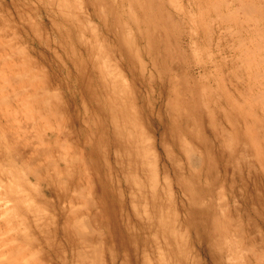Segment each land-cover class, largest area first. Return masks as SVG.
Masks as SVG:
<instances>
[{"label":"rangeland","instance_id":"obj_1","mask_svg":"<svg viewBox=\"0 0 264 264\" xmlns=\"http://www.w3.org/2000/svg\"><path fill=\"white\" fill-rule=\"evenodd\" d=\"M6 3L9 40H21L27 60L26 85L20 92L13 91L15 83L7 88L10 103L0 114V264H48L50 244L35 224L45 216L49 228L62 226L71 210L101 240L95 246L102 251L89 252L92 261L99 256L97 264H123L127 254L121 244L115 243L116 263L105 257L106 212L95 214L102 210L95 204L100 206L104 192L120 189L116 154L107 142L102 147L112 152L110 172L102 156H90L86 142L93 138L103 146L104 126L113 119H119L128 141L124 113L133 110L148 134L158 136L160 183L167 189L163 176L169 177L173 199L183 207L179 226L187 237L189 264H264V0ZM185 139L190 152L173 151L182 163H172L161 145L171 148ZM118 152L127 165V154ZM139 174L130 176L143 174L144 191L152 192L143 177L151 173ZM107 175L114 185L112 179L100 182ZM30 228L40 241L24 235ZM58 230L55 264L72 256L71 242ZM133 252L130 247L128 264Z\"/></svg>","mask_w":264,"mask_h":264},{"label":"bare ground","instance_id":"obj_2","mask_svg":"<svg viewBox=\"0 0 264 264\" xmlns=\"http://www.w3.org/2000/svg\"><path fill=\"white\" fill-rule=\"evenodd\" d=\"M53 5H54V3H53ZM6 6H7L6 0H0V114H3V113L6 114V112L2 111V109L4 107L6 108V106L8 107V105L10 103V100H9V98H10L9 93L10 92L9 93L7 92V88L12 87V85L15 83L16 88H14L13 91L14 92H16V91L20 92L19 88L22 89L26 85V83L24 82L25 81L24 76H26L25 64H26L27 57L24 55V51L20 50L19 43L21 42V40L19 38L17 40L13 39L14 41H10L12 38L10 39L11 35L10 36L8 35L9 29H8L7 23L9 21L7 19H5L4 15H3V13L9 12V11H7L8 8ZM15 7H17V6H15ZM214 7L217 8L218 6L214 5ZM247 8H248V6H247ZM53 9H54V7H53ZM8 10H10V9H8ZM17 10H18V8H17ZM250 10H253V9H250ZM14 11H16V10H14ZM20 11H21V9H20ZM239 11H241V10H239ZM10 14H11V12H10ZM21 14H24V12ZM16 15H17V13H16ZM25 16H27V15H25ZM30 19L32 20V17H30ZM28 20L29 19H27V22H28ZM19 22H22V20ZM33 23L34 22H32V24ZM34 24H37V23H34ZM36 28H38V27H36ZM14 30L15 29L13 28V30L11 32H13ZM38 32H39V30H38ZM15 36L17 38V34H15ZM22 47H23V45H22ZM104 61H106V63L109 62L108 60H104ZM108 64H110V63H108ZM106 66H107V68H109L111 65L110 66L106 65ZM97 68L95 70L98 73H100L101 71ZM102 70L104 73L106 72V70L104 68ZM86 72H88V71H86ZM84 74H85V71H84ZM94 74H95V72H94ZM101 74H103V73H101ZM143 74H145V73H143ZM104 77H106V76H104ZM41 78H42V76H41ZM105 79L109 80L110 78L108 79L106 77ZM114 82H115V80H114ZM114 85H115V87H117L116 83H114ZM115 87H113V88L115 89ZM108 91H109V89H108ZM96 98H97V95H94L93 96L94 101L96 100ZM113 98H114V96H113ZM109 99H108V102L110 103ZM112 102H114V101H112ZM130 103L132 104V102H130ZM118 104H120V102H118ZM123 104H124V102H122V105ZM133 104H134V102H133ZM113 105L114 104L111 103V106H113ZM125 105H124V108L129 107L128 109H130V110H133L134 108H136L135 105H134V107H133V105L125 107ZM112 108L113 107H111V110H112ZM124 108H123V106L120 109L117 108V112H118V110H120V112H121ZM114 110L115 109H113L112 111H114ZM114 112H113V114H114ZM123 112H125V110ZM137 113H138L137 110H133L129 114H127L126 112L124 113L125 115L129 116V118H128V116H126V117L128 118V121L130 123L129 127L131 128L129 130L131 134L129 136H127L129 138L128 141H127V139L125 140L124 137L122 136V133L120 131L121 128L119 127L120 125L118 124L119 119H117V120L113 119V121H109L112 123H110L109 125L107 124L108 127H106V125L105 126L103 125L106 128L105 132H103V135H102V138H104V142H103L104 145L103 146H101L102 145V144H100L101 142L95 141V139H93V138H90V140H88L86 142L87 145L90 144L89 145V147L91 149L90 156H92V155H95L96 157L102 156L103 160H105V169L106 168L109 169L110 172L112 169V165H111L112 161L110 159V154L112 153L111 149H113L114 154H116V155H114L115 167L117 168V170L122 175V176H118L119 177V179H118L119 185L117 187L120 189L116 190V188L114 189V186L111 189H107L104 192L102 199L100 200V204H99L100 206L95 204L96 207L102 208V210H96V213H95L96 215L101 216L104 211L106 212L105 223H106V226L108 227L109 232H108V235L106 237H103L104 239L102 240V242L105 245H107V248H108L106 250L105 257H107V258L114 257L115 243H118L119 245L121 244L124 246V249H125L126 254H127V255L124 254L125 258L123 259L124 260L123 264H125V263L128 264V262L130 261L129 260V254L127 253L130 251V247L132 248L133 251H135V252H133L135 255V259H134L133 264H189L190 257L188 254V247H187L188 241H186V239H185L187 237L186 236L183 237L185 234L183 235V233H182V229H181L182 226H179V225H181V223H180V221H181L180 211H181V209H183V207H182L181 203H177V201H176L177 199L175 201L173 199L174 194L172 192V188L170 186L168 176H166V175L163 176L164 177V181H163L164 184L168 185L167 189L164 188L165 186H161V183H160L161 181H160V176H159L161 174H159V170H158V168H159L158 167L159 166L158 161H160L159 160L160 158H158V153L156 151L159 149V148L158 149L156 148V146L158 144L157 143L158 140L155 139L156 134L154 137H152L153 135H151V133L148 134L149 131H147L145 129L146 126L144 127V125H143L144 122L141 121V119L138 117ZM110 115H111V113H110ZM105 116H107V114ZM111 117H114V116L112 115ZM122 117H123V115H122ZM116 121H118V122L116 123ZM123 121H126V119L122 120V122ZM122 122H120V123H122ZM123 125H121V126L124 127L125 125L124 126ZM257 129H259V128H257ZM123 130H124V128H123ZM127 131H128V129H127ZM124 132H125V130H124ZM60 135L65 136L62 132H60ZM50 136H52V135H50ZM100 137L98 139H100ZM138 137H141V138H138ZM46 138H48V140L50 139L49 134H46L45 139H43V144L46 143V146H47L50 144V141L46 140ZM166 141H167V139H166ZM106 142L109 146V150H111L109 152L107 151V148H108L107 145L105 147L106 150L104 152L102 150V147L105 146ZM162 143L163 142H161V144ZM186 143L187 142L185 139V140H182L180 142L175 143V145L172 146L171 148H168L167 146H165V144L161 145V146H164L163 149L165 151L166 157L172 163H173V161H174V163L175 162L178 163L179 160L177 162L176 158L179 157V159H180V156H177L174 158L173 151L178 150L180 152L179 155L182 152L185 153L186 150L188 151L187 153H189L190 151L187 149L188 146ZM169 145H170V143H169ZM100 148H101L102 152L99 151ZM119 149H123L125 152L124 154L125 155L127 154V159H128L127 165H126V163L123 162V160H124L123 158H122V160L119 159V157L120 158L122 157V156H119V152H118ZM192 149H193V147H192ZM106 151L108 152V154ZM104 153H106L107 155ZM66 155H67V153H66ZM176 155H177V153H176ZM50 157H51V155H50ZM185 158H187V156ZM243 159H244V157H243ZM125 162H126V160H125ZM179 163H182V162L180 161ZM147 166H149V167H147ZM140 167L142 168L141 169L142 172H144L145 174H146V172H147V174L151 173V174H148L147 176H143L144 178L147 179L146 181L150 180V185L152 188L151 189L152 192H150V193L144 191V188L146 186H144L145 184L142 181V179H143L142 175L143 174L141 175V177L140 176H134L135 178L133 176H130V174H132V173L134 175H140L139 174V172H141V170L139 169ZM145 167H147V169ZM166 168H168V166H166ZM166 168H165V170H166ZM195 168L196 167H194V169ZM117 170H116V172H117ZM177 170H179V168ZM196 171H197V169H196ZM167 172L168 171H166V173ZM108 174H110V173H108ZM111 179L113 180L112 183L114 185L113 176H108V175L103 176V178L100 179V182H102L103 185L104 184L108 185ZM182 179L183 178H181V180ZM123 180H124L125 184H123ZM116 183H117V181H116ZM173 189H174V187H173ZM75 191H77V188ZM179 199H180V197H179ZM78 201L79 200H77V202ZM70 202L74 203L73 201H70ZM80 202H82V201H80ZM173 202H174V207H172ZM76 205H78V203H76ZM6 210L9 212V209H6ZM60 210H61L60 211L61 215L66 214V210H64V209L62 210L61 208H60ZM76 211L71 210L69 217L67 216L68 213L66 214V216L64 218V223L62 226L59 225V226H56L53 228L54 224H52L51 225L52 227L49 228L50 224L47 223L49 225V227H48L46 222H44L45 216H43L44 219L39 218V222L35 224V227L41 233V235L45 236V237H43V239L47 240V243L50 244L49 250H51V252H50V254H48L49 257L47 256L48 261H49L48 264H55L54 259L59 258L58 253H60V252H58V250H59L58 244H57V247L54 246L56 238L58 237V232L60 231V230H58V227L61 228V233L63 235L62 237L67 238L71 242V243L70 242L69 243H70V246L72 248V256H70L68 254L69 257L68 256L66 257L65 262L61 261V262H64L61 264H97V263H99V262L96 263V261H99V258H98L99 256H97V259H95V257H93V261H92L91 255L89 254V252L91 251V249H93V251H95L96 253L101 252L102 251L101 245L95 246L96 243L101 244V240H100V238L96 239L94 236H92L93 235L92 232H94L93 228L88 226V223L85 219L80 220L82 215L79 216V213ZM8 212H6V213H8ZM30 213H33V212H30ZM89 215H90V212H89ZM23 217H25V215ZM11 221H13V219ZM52 221H54V220H52ZM88 227L90 228L89 230L87 229ZM24 235L27 237L33 238L35 242L37 240L40 241L39 236L34 234L31 230V228H30V231L29 230H27V232L24 231ZM100 235H101V233H100ZM80 240H81L80 243L83 245V247L79 244ZM30 241L31 240H29L28 243ZM34 241L32 242V244L35 243ZM88 247H92V248H88ZM118 247H120V246H118ZM37 250H38L39 254L41 255V258H44L43 254H41L42 250L41 249H37ZM40 250H41V252H40ZM75 251H77V257H75ZM46 253H48V252H46ZM47 257H46V259H47ZM111 260H113V263H116V261H117V260L115 261L114 258H112ZM44 261H47V260L44 259ZM59 262H60V260L58 259L57 263H59Z\"/></svg>","mask_w":264,"mask_h":264}]
</instances>
